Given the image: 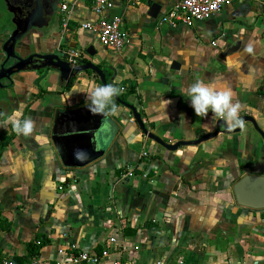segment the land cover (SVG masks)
<instances>
[{"label":"crops","instance_id":"1","mask_svg":"<svg viewBox=\"0 0 264 264\" xmlns=\"http://www.w3.org/2000/svg\"><path fill=\"white\" fill-rule=\"evenodd\" d=\"M93 2L63 0L72 10L67 35L61 40L58 14L27 35L23 55L56 52L61 44L84 54L93 47L85 63H102L100 73L111 71L112 85L132 83L128 102L148 131L179 147L169 151L150 139L114 99L105 155L85 168H64L51 140L56 114L89 101L73 86L67 90L57 70L16 74L12 88H0V120L20 107L34 127L28 136L15 133L0 156V214L12 222L11 231L0 233V259L29 263L27 246L39 235L47 240L39 257L53 261L72 247L106 251L105 264H264L262 211L239 206L233 194L243 176H264V138L252 121L239 133L221 128L213 136L224 120L211 111L196 116L186 95L197 80L230 89L239 117H250L264 134V0L235 1L194 27L175 28L161 21L175 0H114L107 16L122 17L129 34L120 53L81 29L98 19ZM14 25L0 31V60ZM96 75L81 73L73 85L103 84ZM11 133L10 125L0 127V143Z\"/></svg>","mask_w":264,"mask_h":264},{"label":"water","instance_id":"2","mask_svg":"<svg viewBox=\"0 0 264 264\" xmlns=\"http://www.w3.org/2000/svg\"><path fill=\"white\" fill-rule=\"evenodd\" d=\"M10 10L14 14L16 29L8 36L2 46L3 58L0 60V88H12L14 76L26 70L53 69L60 73V83L66 86L72 77L86 71H94L100 75L103 84H106L104 75L100 73L97 65L86 62L76 65L69 61L70 55L63 51L51 53H32L23 55L29 48L24 38L31 33L26 26L35 28L47 27L54 17L60 14V6L63 0H6ZM44 15L46 20L35 22L31 18ZM88 56H95L93 47L85 49ZM26 53V52H25ZM5 84L7 86H5ZM124 107L128 108L137 124L152 140L159 143L169 151H176L179 144L168 145L160 138L148 131L143 123L141 114L129 103H122L118 97L114 98ZM109 115L93 114L89 111V103L75 110L58 111L55 117L52 143L58 153L64 168L81 169L101 159L107 149L106 126ZM252 121L255 129L264 138L260 126L250 117L242 119ZM243 126V125H242ZM242 126L231 130L225 121H220L213 136H217L221 128L227 134L239 133ZM209 136L198 140L197 144L206 141ZM233 194L236 203L251 210H264V176L248 174L240 178L233 186Z\"/></svg>","mask_w":264,"mask_h":264},{"label":"built area","instance_id":"3","mask_svg":"<svg viewBox=\"0 0 264 264\" xmlns=\"http://www.w3.org/2000/svg\"><path fill=\"white\" fill-rule=\"evenodd\" d=\"M235 1L243 2L245 0H175V5L162 18V24H169L171 27L184 25L194 27L196 24L207 21L220 14L228 5ZM115 7L114 0H94L92 11L98 15L95 22H83L81 29L94 33L98 36L99 43L103 48L116 52H122L129 44V34L124 27V22L120 16H107L108 12ZM72 21V10L69 5L63 3L60 6V38L61 40L67 35ZM58 51L66 52L61 48ZM70 55L69 61L76 65L85 63L86 53L82 51L66 52ZM122 90H125L122 88ZM143 120V119H142ZM129 121L135 123L133 114L129 115ZM145 124V122L143 121ZM147 151L142 153V158H149ZM134 176L129 172L126 177ZM262 211V223L264 224V210ZM107 252L103 251L101 255L92 254L86 251H76L75 248H69L65 253L63 260L53 261L41 257L33 258L25 264H105ZM0 264H20L11 258L0 259ZM111 264H121L120 261H114ZM160 264V263H157Z\"/></svg>","mask_w":264,"mask_h":264},{"label":"clouds","instance_id":"4","mask_svg":"<svg viewBox=\"0 0 264 264\" xmlns=\"http://www.w3.org/2000/svg\"><path fill=\"white\" fill-rule=\"evenodd\" d=\"M83 93L89 101V111L93 114H116L117 105L114 98L119 95V89L112 84H97L92 80L73 85V91ZM186 95L189 106L196 116H204L209 111L216 117L225 121L228 126H242L243 121L239 117L240 105L233 102V93L230 89H217L200 80L187 87ZM11 126L12 132L18 135L28 136L33 131L31 118H22V109L18 107L7 117L0 120V127Z\"/></svg>","mask_w":264,"mask_h":264},{"label":"trees","instance_id":"5","mask_svg":"<svg viewBox=\"0 0 264 264\" xmlns=\"http://www.w3.org/2000/svg\"><path fill=\"white\" fill-rule=\"evenodd\" d=\"M85 50V49H84ZM99 69H101V67L103 66V64H99L97 65ZM50 69H45V70H40L42 73L43 72H47ZM103 75L105 78V82L107 84H110L109 81L112 77V72L109 70H103ZM45 76V74L43 75V77ZM96 79L99 80V75H96ZM75 81V77H72L70 79V81L68 82V84L66 85V89L69 90L72 88L73 84ZM115 87H117L119 89V95H117L118 99L122 102V103H129L128 102V98L133 95L135 93V86L128 82V81H122L119 82L118 84L114 85ZM122 88H124L125 90H122ZM41 93H45L43 91H40ZM119 103V102H118ZM15 133L12 132L10 134V136H8L7 138H4L2 140V142L0 143V156L3 152V150L10 144V142L14 139ZM12 229V222L8 219H3L1 218V214H0V233H8L9 231H11ZM135 231H128L125 234L129 235V234H135ZM47 243V240L45 237L42 236H35L28 244L27 246V257L29 258H37L40 256V250L42 249V247ZM98 255H101V253H99ZM13 259L15 262L22 264L21 260H17L16 258H11Z\"/></svg>","mask_w":264,"mask_h":264},{"label":"rangeland","instance_id":"6","mask_svg":"<svg viewBox=\"0 0 264 264\" xmlns=\"http://www.w3.org/2000/svg\"><path fill=\"white\" fill-rule=\"evenodd\" d=\"M14 22L13 13L10 11L5 0H0V31L8 27H14ZM24 41L26 42L27 39L24 38Z\"/></svg>","mask_w":264,"mask_h":264},{"label":"flooded vegetation","instance_id":"7","mask_svg":"<svg viewBox=\"0 0 264 264\" xmlns=\"http://www.w3.org/2000/svg\"><path fill=\"white\" fill-rule=\"evenodd\" d=\"M54 18H56V16L54 17ZM33 21H35V22H43V21H45L46 20V17L42 14V15H37V17H33V18H31ZM16 29V28H15ZM14 29V30H15ZM27 29H29V31H33V30H35V29H39V28H35V27H33V26H26V28H25V30H27ZM41 70H43V69H41Z\"/></svg>","mask_w":264,"mask_h":264}]
</instances>
